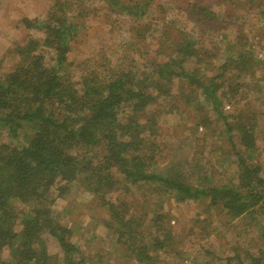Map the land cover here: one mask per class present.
I'll use <instances>...</instances> for the list:
<instances>
[{
	"label": "trees",
	"instance_id": "trees-1",
	"mask_svg": "<svg viewBox=\"0 0 264 264\" xmlns=\"http://www.w3.org/2000/svg\"><path fill=\"white\" fill-rule=\"evenodd\" d=\"M104 1L112 11L142 20L154 0ZM73 7L71 1L61 0L45 20H26L27 29L44 37H31L17 48L20 62L13 71L3 73L0 66V264H57L46 235L63 250L62 264H73L79 249L71 242V230L54 217L53 206L75 181L102 201L116 225L118 241L135 254L138 264H153L150 247L140 243V226L126 217L127 205L121 203V208L105 199L119 183L115 173L134 186L162 187L179 203L207 201L230 219L264 216L262 169L241 152H236L237 183L199 187L180 175L157 171L159 106L174 98L175 88L194 112L208 109L229 135H239L246 150H256L257 113L240 105L239 93H247V84L228 76L232 69L251 73L252 68H241L252 60L249 54L232 52L223 61L212 62L207 59L210 50L183 33L170 53L144 69L123 59L116 65H98L80 84L66 81L61 71L80 34L77 20L85 17ZM187 15L200 16L199 23L213 28L219 23L206 7L190 6ZM148 24L145 27L150 28ZM47 53L53 54L54 66L46 64ZM100 66L106 73L98 72ZM228 104L243 107L234 121L225 113ZM163 236L166 239L167 233ZM165 241L154 244L163 249ZM237 260L236 264H247Z\"/></svg>",
	"mask_w": 264,
	"mask_h": 264
},
{
	"label": "rangeland",
	"instance_id": "rangeland-1",
	"mask_svg": "<svg viewBox=\"0 0 264 264\" xmlns=\"http://www.w3.org/2000/svg\"><path fill=\"white\" fill-rule=\"evenodd\" d=\"M58 1L61 0H0L3 73L13 71L20 62L17 48L31 37H44L43 33L27 29L25 21L45 20ZM68 1L75 6V11L85 14L77 20L81 25L80 34L72 43L61 71L64 80L74 83L80 84L86 75L106 62L116 65L124 59L144 69L158 57L170 53L183 33L194 36L204 49L213 52L218 49L219 56L210 51L207 54L212 62L223 61L232 52L248 53L252 60L241 68H252V76L240 69H232L228 76H237L238 84H247L244 87L247 93H239L243 99L240 105L257 113L256 150H246L239 135L236 132L229 135L223 123L208 109L194 112L175 88L174 98L159 106L157 171L165 176L180 175L199 187L237 183L236 152H241L261 167L264 177V57L261 58L264 0H154L142 20L112 11L104 0ZM193 5L208 8L219 20L217 27L199 23L200 16L187 15ZM147 23L150 28L145 27ZM45 61L49 66L55 65L52 53L46 54ZM104 71L100 66L98 72ZM236 107L226 106L230 121L243 109ZM24 133L29 131L20 135L21 143ZM115 177L119 183L105 199L121 208H124L121 203L127 205L126 217L140 226V243L150 247L153 264H236L237 259L247 264L255 263L254 260L264 264L262 214L230 219L221 208H212L207 201L179 203L173 193L162 187L134 186L117 173ZM53 213L60 224L71 230V242L79 249L73 264H138L135 254L118 241L109 211L80 181L73 182L55 200ZM164 233H167L166 239ZM45 240L49 254L57 264H62L63 250L57 240L49 235ZM157 240H166V247L157 249L154 244ZM3 253L8 259V252Z\"/></svg>",
	"mask_w": 264,
	"mask_h": 264
},
{
	"label": "built area",
	"instance_id": "built-area-1",
	"mask_svg": "<svg viewBox=\"0 0 264 264\" xmlns=\"http://www.w3.org/2000/svg\"><path fill=\"white\" fill-rule=\"evenodd\" d=\"M264 57V53H262V55H261V58H263Z\"/></svg>",
	"mask_w": 264,
	"mask_h": 264
}]
</instances>
